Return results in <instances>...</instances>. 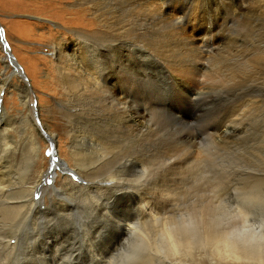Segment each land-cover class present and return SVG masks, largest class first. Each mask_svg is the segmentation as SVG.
Returning <instances> with one entry per match:
<instances>
[{"label":"bare ground","instance_id":"6f19581e","mask_svg":"<svg viewBox=\"0 0 264 264\" xmlns=\"http://www.w3.org/2000/svg\"><path fill=\"white\" fill-rule=\"evenodd\" d=\"M44 1L51 8L47 13L49 17L54 14L55 20L66 16L64 26L72 31L70 36L62 34L57 39L52 36L53 42L48 47L53 71L63 90V99L58 103L60 110L55 115L67 129L63 138L67 150L58 147L55 135L42 123L40 115L37 121L42 130L36 129L29 108L31 89L24 82L25 95L23 98L18 96L23 110L18 113L21 121L13 120L19 126V139L12 123L8 127V121L0 122V130L13 129L14 138L6 134L5 139L16 148H19L20 140L26 138L21 151L5 153L0 159V169H4L0 178V264H19L18 253L23 244L19 233L24 231L34 214L32 196L46 192L53 198L66 199L48 198L63 205V213H58L57 217L72 220L77 216L75 214H86L85 218L97 227L91 237L107 239L108 244L113 245L108 250L104 245L105 250L97 254L99 260L107 259L125 234L118 223L132 219L133 210L143 201L157 204L159 194L164 191L163 184L151 178L152 170L149 171L144 159L163 158L164 122L171 125L166 135L172 137L180 131L177 127L190 128L191 122L174 111L188 108L192 99H198L200 108L194 125L224 111L228 123L215 127L218 133L211 131L206 137L211 141L208 145L213 144V136L220 137L222 144L228 142V150L217 147L227 153L234 150L232 146L236 142L240 144L243 140L248 129L245 121L257 116L255 109L259 101L254 98L263 94V60L259 61L260 56L249 52L253 46L230 38L226 32L232 16L264 19L263 0H218L225 21H219L217 31H213L211 22L206 21V27L201 28L204 32L195 39L183 36L179 27L194 0H176L179 1L180 21H167L162 12L149 9L146 0H79L80 4L74 10L61 7L64 0ZM166 1L159 0V3L163 5ZM201 3L203 6L199 8L204 13L206 0ZM199 23L201 21H195L194 29L200 27L197 26ZM3 47L0 41V50L5 54ZM10 60L1 58L3 69H10V64L15 62L13 58ZM241 65L249 72L248 76L241 78L240 73H228ZM13 72H17L16 78L22 75L18 69ZM3 79L4 86L11 83L9 79ZM0 87L3 88V84ZM249 98L254 100L248 101ZM244 107L249 109L243 110ZM32 108L37 114L39 107ZM46 112L52 115L53 109L48 108ZM1 113L5 115L3 111ZM176 137L174 140L180 144L193 145L186 136ZM7 143L5 149L12 148ZM50 145L54 148L53 153L60 151L65 159L54 155L56 160L48 163L44 151H49ZM25 152L28 165L24 166L29 175H24L22 180L18 161L26 156ZM41 163L44 167L38 166ZM48 165L50 171H47ZM37 166L43 168V172ZM131 169L136 170L133 185L128 174ZM70 174L76 175L77 179L70 180L67 177ZM48 179L52 180L50 186L45 183ZM45 195L41 196V202L46 199ZM72 197L80 205L75 204L76 200L74 206L70 205ZM128 199L130 213L126 209ZM84 208L90 216L87 211H80ZM114 212L116 215L109 216ZM255 212L264 216V207H256ZM99 220L102 228L97 225ZM106 225L109 229H105V235H100ZM49 235L50 231L45 230L43 239H48Z\"/></svg>","mask_w":264,"mask_h":264},{"label":"rangeland","instance_id":"374dc122","mask_svg":"<svg viewBox=\"0 0 264 264\" xmlns=\"http://www.w3.org/2000/svg\"><path fill=\"white\" fill-rule=\"evenodd\" d=\"M78 2L79 0H64L61 3V7L66 10H74L77 8L78 4H80V2ZM178 2L179 1L176 0H168V2L166 1V4L161 5L159 0H146L145 5L147 4L146 6L149 7V9L152 7L154 10L162 12L163 17L166 18L167 21H180L179 17L181 14H179L177 9ZM48 5L44 0H0V41L4 46L3 50L8 52L7 55L6 52L4 54L0 50V86L3 84V88L0 87V122L8 121V127H10L12 123L13 129H16L17 138L19 137V126L16 121L13 123V120L18 119L21 121L18 113H23V110L20 107L18 96L21 98L24 97L26 89L23 83L26 82L29 89H31V93H29V108L32 110V118L36 129L38 131L42 130L40 123L37 121L38 116L40 115L42 123L49 127L55 135L54 140L58 141V147L61 150L66 151L67 142L64 141L63 138L67 129L58 122L57 115H55L58 114L60 110L58 103L63 99V90L61 85L58 84L56 75L53 71V63L51 61L52 59H50L51 51L48 47L53 42L52 36L56 39L60 38L62 34L70 36L72 35V31L69 30L70 27L67 25L64 26L65 23L63 22V19H65L66 16H63V19L55 20L53 19L54 14H52V17H49L47 13L51 11V8H49ZM200 6H203L201 0H194L191 2L189 7L190 10H188L189 12L186 14L187 16L182 20V24L179 25L182 29L181 32L183 31L182 35L187 38L195 39L201 35L204 32L201 31V28L206 27V21L211 22L213 31L219 29V21H225L221 17L224 15L221 14L222 9L218 4V0H206L204 13H201ZM261 10L264 11V5L263 7L261 6ZM86 17H89V15ZM195 21H201V23L197 25L200 26L197 27V29H194ZM228 21H231L227 24V27H229L226 31L228 36L232 39L235 38L239 41H243L245 42L244 44L253 46L254 49L249 48V52H253L256 57L260 56L259 58L261 59L259 61L263 60L264 62V19H250L244 15L243 17L236 16V18L232 16ZM74 29L76 28H71V30ZM54 30H57V32L52 33ZM47 34H49V36H46ZM217 40L218 38L214 40V43L217 42ZM2 57L7 58L8 62L11 61L10 58L14 59L15 62L10 64V69H3L1 64ZM256 59L258 60V58ZM17 64L22 68V75L20 78H16L14 74L17 72H13V70L16 69ZM242 66L243 65H241L240 68H237L239 70L234 68L228 73H240L239 76L241 78L248 76L249 72H247L245 67ZM223 68L224 67H222V69ZM3 78L11 80V83L4 86L5 82ZM200 88L201 84L199 89ZM254 99L259 101L257 108L255 109L257 116L246 120L245 122H248L247 124L244 122L245 128L248 127V129L245 130L243 140L240 144L235 141V144L237 145L234 144V147L232 146L234 150L227 153L223 152V150H228L230 145L227 144L228 142L222 144L223 142H220V137L213 136L214 139L212 141V146L211 144L208 145L211 141L206 137L211 131L215 134L218 133V129L215 127H221L226 124V122L228 123L224 111H218L212 116L198 121L195 125L193 122L195 121V118L198 117L200 108L198 99H192L188 108L174 111L176 115L183 116L187 121L191 122L190 128L181 127L178 129L177 127V130L180 131H178V133L176 132L174 137H172L173 135H166V133L171 130V125L166 122L162 124V131L166 132L164 136L165 139L163 140L164 145L162 144V149L164 150L162 153L163 158L157 157L156 159H144L147 160L145 163L148 165L149 171L150 169L152 170V172H150L153 173L151 174V178L153 180H159L164 186V191L170 189L177 179L184 177L191 171L192 167H194L191 165V161L195 155L196 149L201 147L199 149L202 152H207L205 150L209 147V151H214V160L222 170V173L232 178L231 188L235 189L237 186H244L253 189V191L264 190V87L262 96ZM254 99L249 98L248 101H253ZM249 104L250 102H248V106ZM35 105L39 107V114L38 112L36 114V112L33 111L32 106ZM48 108L53 109L52 115L46 112ZM248 109V107L243 108V110ZM194 110L195 113H193ZM1 111H3L5 115L2 114ZM13 129L8 128L5 131L0 130V145H2L0 146V159H2V157L4 158L5 153H18L19 150L21 151L22 149V143L26 142V138H22V141L20 140L19 148L10 144V140H6L5 136L7 134L13 137ZM167 136L170 139H168ZM176 136H186L192 141L191 144L193 145H185L184 143L180 144L177 142L178 140H174L177 139ZM3 140L8 142L7 145L12 148L5 149L4 144L6 142ZM174 142L176 144H174ZM221 146L223 150L219 151L217 147L220 148ZM49 147V151H44V158L48 163H50V161L52 162V160L55 161L56 158L65 159V155L61 156L62 154L60 151L58 154L56 152L53 153L54 148H52L51 145ZM223 147L226 148L224 149ZM232 148L230 149L232 150ZM230 149L229 151H231ZM26 152L24 154L26 156H23L20 160L22 162L18 161V167H21L20 174H23L20 178L22 180L24 179V175H26V177L29 175L27 173L28 169L26 170L24 166L26 164L28 165V161L25 160L27 157ZM246 153H250L251 155H247ZM54 155H56V158L53 157ZM250 156H252V158ZM38 166L44 167L42 163ZM38 166L37 169L43 172V168H39ZM3 170L0 169V178L2 177ZM8 171L9 170H7V172ZM47 171H50L49 165L47 166ZM158 172H160V174ZM128 174L131 184L133 185L132 180L136 175V170L131 169ZM67 177L73 181L77 179V176L72 174ZM48 180L45 181V183L50 186ZM34 194L32 200L35 202H33V208H31L34 214L31 212L32 216L26 223L24 231L19 233V236L22 234L23 243L18 253L20 259L19 264H107V259L104 258L101 261L97 257V254L103 252V249L105 248H103L104 245H106V250H108L109 247H113V245L110 243L108 244L107 239L99 240L100 237H98V240H94L91 237L93 230L97 227L92 225L94 223H91L90 219L87 217L85 218L86 214H75L77 216H73L72 220H64L63 218L57 217L58 213H63V211H61L63 210V205L48 200V198H53L49 192L42 193L41 196L46 194V199L43 202H41L42 199L39 194ZM53 199L66 200L65 198ZM69 200V204L72 206H74V201H77L75 197H72ZM78 202L79 201L75 202V204L80 205V202ZM27 208L30 207L28 206ZM126 209L129 213L131 212V210H129V199L126 202ZM82 210H85V212L87 211L85 208L80 211ZM106 210H108V208ZM86 213H88V211ZM25 214L26 211H24L23 215ZM88 215L90 216L89 213ZM114 215H116L115 212L114 214L109 213V216L111 217ZM100 222L101 220L97 222V225L99 228H102L100 227ZM103 228L104 229L100 230V235H105V229H109V226L106 225V227ZM45 230L50 231L48 239H43V233H45ZM58 230L60 231V234ZM97 244L100 245L97 246ZM93 248L96 249V252ZM105 261L106 263H103Z\"/></svg>","mask_w":264,"mask_h":264},{"label":"clouds","instance_id":"9594fccd","mask_svg":"<svg viewBox=\"0 0 264 264\" xmlns=\"http://www.w3.org/2000/svg\"><path fill=\"white\" fill-rule=\"evenodd\" d=\"M191 171L118 223L124 236L107 264H264V190L237 186L211 151L196 149Z\"/></svg>","mask_w":264,"mask_h":264},{"label":"water","instance_id":"95a60500","mask_svg":"<svg viewBox=\"0 0 264 264\" xmlns=\"http://www.w3.org/2000/svg\"><path fill=\"white\" fill-rule=\"evenodd\" d=\"M16 69H19V72H20V74H21V69H20V67L17 66Z\"/></svg>","mask_w":264,"mask_h":264},{"label":"snow or ice","instance_id":"6c2138e0","mask_svg":"<svg viewBox=\"0 0 264 264\" xmlns=\"http://www.w3.org/2000/svg\"><path fill=\"white\" fill-rule=\"evenodd\" d=\"M48 183L51 184L52 183V180H48Z\"/></svg>","mask_w":264,"mask_h":264}]
</instances>
